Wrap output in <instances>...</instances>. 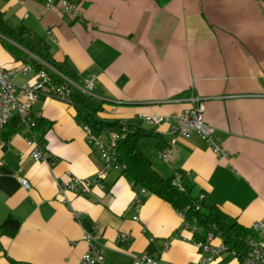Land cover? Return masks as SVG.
Returning <instances> with one entry per match:
<instances>
[{
    "label": "crops",
    "instance_id": "crops-1",
    "mask_svg": "<svg viewBox=\"0 0 264 264\" xmlns=\"http://www.w3.org/2000/svg\"><path fill=\"white\" fill-rule=\"evenodd\" d=\"M74 1L77 16L40 0H0V9L8 26L26 25L44 39L50 57L69 65L77 81L93 78L99 117L153 126L156 133L138 142L165 176L179 175L228 221L264 220V0ZM18 62L0 43V64ZM190 96L203 99L204 117L229 155L196 133L177 134L166 121L150 125L139 116L181 109ZM32 111L49 121L34 131L50 159L31 155L17 116L0 129L1 264H77L89 227L105 245V264H129L144 249L158 252L156 264L200 259L193 223L182 226L181 212L164 198L145 193L134 217L135 188L121 169L94 179L88 194L68 190L64 199L57 182L93 174L102 159L71 102L41 93ZM6 127L14 128L8 137ZM164 149L170 160L161 157ZM120 232L130 238L121 242ZM200 264L246 263L225 251Z\"/></svg>",
    "mask_w": 264,
    "mask_h": 264
},
{
    "label": "built area",
    "instance_id": "built-area-1",
    "mask_svg": "<svg viewBox=\"0 0 264 264\" xmlns=\"http://www.w3.org/2000/svg\"><path fill=\"white\" fill-rule=\"evenodd\" d=\"M48 6L58 5L63 10L79 15L80 10L74 0H40ZM39 61L41 58L34 55ZM25 74L26 78L18 80L19 74ZM51 74L57 75L58 80L54 81ZM82 91L93 94V78L85 77L82 82L77 81L58 67L47 63L45 67L35 69L29 62H18L10 66L0 64V129L13 117L17 116L19 123L26 131L25 136L30 145V153L33 157L50 159L49 152L43 148L35 131L31 128L34 122L32 108L37 102L41 93H47L56 96L67 102L70 101L71 91ZM190 104L168 113L142 112L140 118L150 125H158L163 121L169 123L172 131L181 135L198 134L207 144L219 155L227 156L229 151L223 144V138L216 133L215 127L204 117V101L199 96H190ZM120 122H124L121 121ZM85 136L88 142L93 146L102 159L101 167L93 174L87 176H78L69 174L68 178L57 182L58 193L67 199L66 191L71 190L76 193L88 194L94 179L101 183V177L112 169H121L124 166L119 158L118 145L124 136V132L117 129L94 130L89 124H82ZM175 141L171 138L170 143ZM161 157L164 160H170L171 150L161 151ZM22 183L29 187V181L22 177ZM173 182L182 187L179 175L173 177ZM147 193L144 188L135 189L131 205L135 209L134 217H138V208L143 201V195ZM201 196H198V200ZM198 207V204L196 205ZM74 216L79 220L82 216L80 210L73 211ZM183 217L182 226L190 225ZM253 234L248 238V251L243 258L246 264H264V220L256 219L250 225ZM193 229L199 228L193 224ZM216 236L207 231L204 239L194 240L201 254L199 260H188L180 264H200L206 263L216 255L229 251L236 255L234 250H229L227 244L222 239L214 242ZM82 238L88 243L87 249L82 253L77 264H105L104 250L105 245L101 242L94 228H85ZM119 240L126 241L130 238L129 232H120ZM153 238V236H150ZM164 247H167L168 240L163 241ZM158 252L144 249L133 254L129 264H156ZM175 264V263H170Z\"/></svg>",
    "mask_w": 264,
    "mask_h": 264
},
{
    "label": "trees",
    "instance_id": "trees-1",
    "mask_svg": "<svg viewBox=\"0 0 264 264\" xmlns=\"http://www.w3.org/2000/svg\"><path fill=\"white\" fill-rule=\"evenodd\" d=\"M0 43L10 49L16 58L22 62H29L35 69L45 67L49 63L71 76L74 75L69 65L50 57L46 41L38 37L32 28L26 25L19 28L8 26L1 9ZM51 76L54 81L59 79L57 75L51 74ZM69 102L76 108L82 124L87 123L96 131L117 129L124 132L118 145L119 158L124 162L121 173L132 182L135 189L144 188L147 192L157 194L182 212L188 223L198 225L199 228L193 230L194 240L204 239L206 232L210 231L220 237L227 244V248L234 250L236 256L243 260L248 251V238L253 234L251 227L237 219L226 220V215L218 210L216 203L198 200V196L192 193L191 187L184 184L182 187L178 186L173 182V176H165L152 165L150 158L141 150L138 141L143 136L155 134L153 126L99 117L98 111L101 109L102 101L93 94L73 90ZM33 118L34 122L31 124L33 130L49 123L44 117L36 116L34 113ZM7 125L8 123L5 126ZM13 131L14 128L6 127L4 137L10 136ZM14 263L15 261L12 260L11 264Z\"/></svg>",
    "mask_w": 264,
    "mask_h": 264
},
{
    "label": "rangeland",
    "instance_id": "rangeland-1",
    "mask_svg": "<svg viewBox=\"0 0 264 264\" xmlns=\"http://www.w3.org/2000/svg\"><path fill=\"white\" fill-rule=\"evenodd\" d=\"M19 80H21V79H19Z\"/></svg>",
    "mask_w": 264,
    "mask_h": 264
}]
</instances>
